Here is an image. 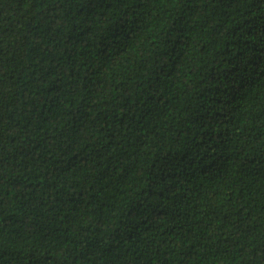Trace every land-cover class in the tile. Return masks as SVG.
<instances>
[{"label":"trees","instance_id":"16d2710c","mask_svg":"<svg viewBox=\"0 0 264 264\" xmlns=\"http://www.w3.org/2000/svg\"><path fill=\"white\" fill-rule=\"evenodd\" d=\"M0 264H264V0H0Z\"/></svg>","mask_w":264,"mask_h":264}]
</instances>
